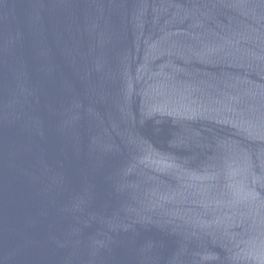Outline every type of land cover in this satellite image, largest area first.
Here are the masks:
<instances>
[{
  "label": "water",
  "instance_id": "95a60500",
  "mask_svg": "<svg viewBox=\"0 0 264 264\" xmlns=\"http://www.w3.org/2000/svg\"><path fill=\"white\" fill-rule=\"evenodd\" d=\"M0 264H264V0H0Z\"/></svg>",
  "mask_w": 264,
  "mask_h": 264
}]
</instances>
